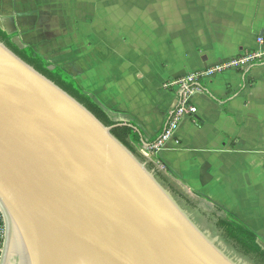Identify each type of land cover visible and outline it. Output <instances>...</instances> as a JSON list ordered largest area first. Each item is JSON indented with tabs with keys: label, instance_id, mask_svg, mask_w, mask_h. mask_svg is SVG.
Returning a JSON list of instances; mask_svg holds the SVG:
<instances>
[{
	"label": "crops",
	"instance_id": "crops-1",
	"mask_svg": "<svg viewBox=\"0 0 264 264\" xmlns=\"http://www.w3.org/2000/svg\"><path fill=\"white\" fill-rule=\"evenodd\" d=\"M0 27L156 142L177 99L167 82L258 48L264 0H0ZM227 98L229 115L216 100ZM193 102L197 112L151 159L264 245V63L245 83L235 69L205 77Z\"/></svg>",
	"mask_w": 264,
	"mask_h": 264
},
{
	"label": "water",
	"instance_id": "water-1",
	"mask_svg": "<svg viewBox=\"0 0 264 264\" xmlns=\"http://www.w3.org/2000/svg\"><path fill=\"white\" fill-rule=\"evenodd\" d=\"M116 126L0 40L1 264H246Z\"/></svg>",
	"mask_w": 264,
	"mask_h": 264
},
{
	"label": "trees",
	"instance_id": "trees-1",
	"mask_svg": "<svg viewBox=\"0 0 264 264\" xmlns=\"http://www.w3.org/2000/svg\"><path fill=\"white\" fill-rule=\"evenodd\" d=\"M14 34H10L0 27V40L11 48L16 55L18 54L26 62L33 65L38 71L53 80L56 84L82 102L93 112L105 125L115 126L112 133L122 141L132 152H134L142 161L146 162L148 167L155 171L158 180L170 191L173 196L188 211L194 214L195 220L210 228H215L222 232V237L233 246L237 251L252 257L257 264H264V245L259 241V236L249 227L240 222L233 214L226 212L218 207H213L215 211L209 213L201 208V199H197L194 195L188 193L184 187L179 185L164 170L157 168L155 162H151L141 153L144 142L153 144L154 141H147L142 132L134 129L133 123L120 125L115 117L109 115L94 99L87 93L76 81L75 77L68 73L60 66H56L49 60L45 59L30 45L20 46L14 41ZM224 104V112L229 115L226 108L228 100L216 99ZM120 125V126H119ZM206 208V207H205ZM1 217V215H0ZM212 225V226H211Z\"/></svg>",
	"mask_w": 264,
	"mask_h": 264
},
{
	"label": "built area",
	"instance_id": "built-area-1",
	"mask_svg": "<svg viewBox=\"0 0 264 264\" xmlns=\"http://www.w3.org/2000/svg\"><path fill=\"white\" fill-rule=\"evenodd\" d=\"M258 48L253 50L241 51L224 62H220L205 71L193 72L172 79L167 82V86L177 92L176 104L172 110L171 117L164 132L152 146V153H142L147 159L158 154L175 135V131L185 117H191L197 112L196 105L193 102L195 93L200 90L201 80L207 76L215 75L227 69L237 70L243 77L244 83L248 81V75L251 69L264 63V33L257 37ZM152 154V155H151ZM0 264L2 260L3 244L6 233V221L4 214L0 210Z\"/></svg>",
	"mask_w": 264,
	"mask_h": 264
},
{
	"label": "rangeland",
	"instance_id": "rangeland-1",
	"mask_svg": "<svg viewBox=\"0 0 264 264\" xmlns=\"http://www.w3.org/2000/svg\"><path fill=\"white\" fill-rule=\"evenodd\" d=\"M141 153H142V151H141ZM149 161H151V162H153L154 163V160L153 159H148ZM155 164H156V162H155ZM157 166V168L158 169H160V170H162L159 166H158V164L156 165ZM198 199V198H197ZM201 202V204H200V206H201V208H203L205 211H207L208 213L211 211V212H213V211H215V209H213V207L211 206V205H209V204H207L206 202H204V201H200ZM206 207V208H205ZM208 210H210V211H208ZM190 212V211H189ZM210 212V213H211ZM191 213V212H190ZM192 214V216H194V214L193 213H191ZM202 226H204V228H206V229H208L210 232H211V234L214 236V237H216L217 239H218V241L221 243V244H223L227 249H229L234 255H236L239 259H241L244 263H246V264H257V262L252 258V257H250V256H247V255H245V254H243L242 252H239V251H237L235 248H233V246L231 245V244H229L223 237H222V232L220 231V230H217V229H215V228H210V227H208V226H206V225H204V224H202ZM212 226V225H211Z\"/></svg>",
	"mask_w": 264,
	"mask_h": 264
}]
</instances>
